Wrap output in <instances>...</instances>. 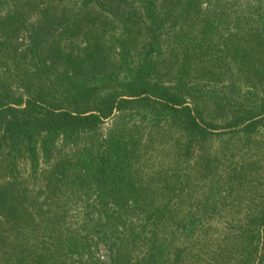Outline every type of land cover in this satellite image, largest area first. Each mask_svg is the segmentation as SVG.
<instances>
[{
  "label": "trees",
  "instance_id": "1",
  "mask_svg": "<svg viewBox=\"0 0 264 264\" xmlns=\"http://www.w3.org/2000/svg\"><path fill=\"white\" fill-rule=\"evenodd\" d=\"M201 1L179 0L178 6H182L181 12L185 13L183 19L186 25L196 22ZM161 2L0 0V170L7 173L6 180L0 179V264H4V261L7 264H63L61 255L68 240L71 248L81 245L82 252L90 249L89 235L77 241L74 222L67 220L70 212L64 207L67 203L64 200H68L79 188L85 191L78 196L86 203L85 209L94 213V217L97 215L94 226L99 230L98 236H102L100 241L106 244L110 242L113 249L108 264L264 262V224L234 226L238 234L250 228L251 232L250 236H233L228 223L214 225L208 219H197L195 213L188 217L186 214L192 213V210L186 211L179 219L182 214L173 211L175 206L172 207L170 201L158 207L140 205L147 188L140 185L142 180L136 177V182L129 174L132 159L127 143L117 142L113 145L119 148L115 154L111 149L104 151L102 156L96 158L95 166L92 163V169L84 173H66V160L61 161L54 171L49 167L37 168L39 141L42 142L45 160H50L52 155L49 151L60 136L74 143L81 136L99 129L105 120L116 113L130 110L136 104L147 105L145 110L148 111L149 120L145 119L148 122L159 117L167 119L166 115L179 123L193 139L223 136L240 129L239 125L245 120L243 117L227 120L225 126L214 125L198 114L176 89L156 80L154 56L159 48L155 38L167 16L178 12L174 10L163 14ZM85 7L107 13L110 23L122 21L132 31L136 25L143 26L148 41L134 68H130L129 52H122L115 57V64L122 71L118 70L115 76L101 71L100 62L108 58L105 56L108 48L104 47L105 44L102 47L97 45L95 34L85 48L76 47V52L70 51V41L74 38L70 35L65 37L64 34L70 28H74V34L80 32L78 16ZM260 9L247 5L246 14L241 15L240 19L245 23L251 21L252 27L258 26H249L254 31L249 39L264 44L262 16L255 19L251 15L259 11L263 15L264 8ZM72 14L74 18H71ZM245 15H249L250 21L244 18ZM55 23L59 28L53 30ZM214 23L208 20L203 27L212 29ZM58 37V42L51 44ZM52 65H56V70L63 74L61 79L53 80L45 76ZM122 72L125 78L120 77L119 73ZM38 77L42 82L35 83L40 88L41 85L45 87L48 94H51L47 91L50 86L54 92L64 86V96H61L63 92L60 90V96H57L60 100L55 99L54 95L28 92L34 89L33 79ZM22 79L29 83L28 87L24 86L25 90L20 93L15 91L17 89L12 90L13 85L20 87L15 82ZM11 81L12 85L9 83ZM249 113L247 120L251 127L255 123L252 121L264 114V102ZM218 129L226 132L216 134ZM22 154L27 156L31 165L32 175L27 180L21 176L18 168ZM85 161L78 158L77 164ZM52 179H55L53 183ZM77 179L82 183L77 184ZM42 180L43 185L38 186L37 193H34ZM207 185L199 188L202 195L212 191V185ZM175 196L178 197L177 193ZM204 200L207 202L210 199L204 197ZM203 209L202 214L207 215V207ZM93 220H85L81 226H88ZM136 222L140 224L135 225ZM63 226L68 227L65 233L61 230ZM254 231L259 236L252 234ZM243 252L246 254L242 255Z\"/></svg>",
  "mask_w": 264,
  "mask_h": 264
},
{
  "label": "rangeland",
  "instance_id": "2",
  "mask_svg": "<svg viewBox=\"0 0 264 264\" xmlns=\"http://www.w3.org/2000/svg\"><path fill=\"white\" fill-rule=\"evenodd\" d=\"M178 3L179 0H162L160 3L163 14L174 10L178 12L174 11L170 17L168 15L165 24L158 29L155 38L159 48L154 56L155 78L162 84L176 89L198 114L214 125L225 126L227 120L243 117L245 120L239 125L240 129L223 136L193 139L179 123L166 115L167 119L159 117L148 122L145 119L149 120L148 111L145 110L147 105L136 104L130 110L116 113L112 118L105 120L99 129L81 136L74 143L65 141L63 136H60L49 151L52 155L50 160H45L42 142L39 141L37 168L49 167L54 171L61 161L66 160V173H84L87 169H92V163L95 166L98 156H102L104 151L111 149L115 154L119 148L113 145L117 142L127 143L132 159L129 174L133 175L136 182V177L142 180L140 185L147 188L146 196L140 200V205L158 207L170 201L172 207L175 206L173 211L182 214L179 219L187 213L186 211L192 210V213L186 214L188 217L195 213L197 219H208L214 225L228 223V226L232 227L230 232L233 236H250L251 228L238 234L234 226L264 224V114L252 121L255 123L251 127L247 120L249 111L255 110L264 102V44L249 39L254 34L252 28L258 26L252 27L249 15L244 18L250 23H245L240 16L246 14L247 5L263 10L264 0H202L196 22L188 25L184 23L185 13L181 12L182 6H178ZM84 9L78 16L81 21L80 32L74 34V28L64 30L67 31L65 37L70 35L74 38L70 41V51L76 52V47L85 48L92 40L91 36L95 34L97 45L102 47L105 44L104 47L108 48L105 51L108 58L100 62L101 71L112 76L118 74V70L122 71L115 64V57L122 52H129L130 68H134L143 55L145 42L148 41L143 26L136 25L132 31L129 27L127 29L122 21L110 23L107 13H101L92 7ZM259 13L251 15L255 19L262 16L264 21V14ZM74 14L71 18H74ZM208 20L215 22L212 29L203 27ZM249 26L252 28L249 29ZM58 28L55 23L53 30ZM59 37L52 40L51 44L58 42ZM56 68V65H52L45 76L53 80L61 79L63 74ZM119 75L125 78L123 72ZM40 81L42 82L39 77L33 79L34 89H28V92L54 95L57 99L60 90L63 92L61 96H64V86L54 92L48 84L50 88L47 91L51 93L48 94L45 87L41 85L40 88V85L35 83ZM15 83L20 87L13 85L12 90L17 89L15 91L19 93L25 90L24 86L26 88L29 85L24 79ZM215 132L220 134L219 132L226 130L218 129ZM78 158L87 161L77 164ZM18 168L26 180L32 175L30 161L24 154L20 157ZM6 178V171L0 170V179ZM43 180L38 182L34 193H37L38 186L43 185ZM53 181L55 179H52V183ZM76 183L82 182L77 179ZM208 183L212 185V191L202 195L199 188L203 184L208 186ZM80 193L85 191L79 188L78 192L64 200L67 201L64 207L70 212L67 220L74 222L77 241H82L83 237L89 235L91 247L82 252L81 245L71 248L68 240L61 255L62 262L108 264L113 256V249L109 245L110 242L106 244L103 240L100 241L102 236H98L99 230L94 226L97 224V215L94 217V213L85 209L83 198H78ZM172 196L174 197L170 199ZM204 197L210 200L205 202ZM204 206L207 207V215L201 212L204 211ZM92 218L94 220L88 226H81L85 220L90 221ZM80 221L82 223H79ZM137 224L140 222L135 223ZM67 228L63 226L62 233L67 232ZM91 230L92 232H89ZM252 234L259 236L255 231ZM244 254L246 253L243 252L242 255ZM4 264L7 263L4 261Z\"/></svg>",
  "mask_w": 264,
  "mask_h": 264
}]
</instances>
